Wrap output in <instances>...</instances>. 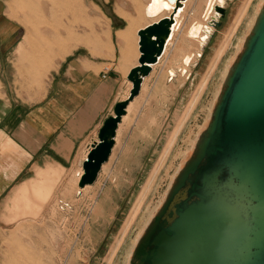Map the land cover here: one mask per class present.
Segmentation results:
<instances>
[{
	"label": "rangeland",
	"instance_id": "obj_1",
	"mask_svg": "<svg viewBox=\"0 0 264 264\" xmlns=\"http://www.w3.org/2000/svg\"><path fill=\"white\" fill-rule=\"evenodd\" d=\"M115 2L126 3L124 15L137 13L126 18L132 26L141 24L148 0ZM262 3L226 0L225 16L220 13V24L203 40L187 32L200 23L205 0H189L160 63L159 82L152 86L148 80L138 102L130 106L97 182L82 190L81 165L47 164L35 181L13 190L0 204V264H128L139 236L207 128L224 71ZM2 4L13 6L9 17L24 21L23 32L41 39L43 56L50 59L82 44L98 54L102 30L95 26L111 18L102 0H2ZM225 37L230 40L222 52ZM182 57L191 58L189 66L184 63L187 69L170 74L177 66L175 59Z\"/></svg>",
	"mask_w": 264,
	"mask_h": 264
},
{
	"label": "water",
	"instance_id": "obj_2",
	"mask_svg": "<svg viewBox=\"0 0 264 264\" xmlns=\"http://www.w3.org/2000/svg\"><path fill=\"white\" fill-rule=\"evenodd\" d=\"M186 2L167 0L171 14L138 32L133 88L90 146L80 188L95 184L110 160L128 106L164 55ZM216 9L225 16L224 6ZM128 264H264V0L222 79L207 128Z\"/></svg>",
	"mask_w": 264,
	"mask_h": 264
},
{
	"label": "crops",
	"instance_id": "obj_3",
	"mask_svg": "<svg viewBox=\"0 0 264 264\" xmlns=\"http://www.w3.org/2000/svg\"><path fill=\"white\" fill-rule=\"evenodd\" d=\"M102 1L111 18L95 26L102 30L96 43L98 54L82 44L70 46L55 59L43 56L41 39L26 36L24 21L8 15L13 6L0 1V204L13 190L35 181L47 164L82 167L105 120L114 115L117 103L129 98L133 84L128 75L140 58L138 32L154 21L143 14L141 24L134 27L126 18L137 13L124 15L126 3L118 6L116 0ZM168 44L128 112L148 80L152 86L159 82L160 63L172 42Z\"/></svg>",
	"mask_w": 264,
	"mask_h": 264
},
{
	"label": "bare ground",
	"instance_id": "obj_4",
	"mask_svg": "<svg viewBox=\"0 0 264 264\" xmlns=\"http://www.w3.org/2000/svg\"><path fill=\"white\" fill-rule=\"evenodd\" d=\"M250 2V1H249ZM225 4H226V0H205V7L203 8V10L201 9V11H200V13H201V15H200V17H201V21H200V23H194L195 25H191L192 26V28H190L189 29V31L187 32V36H190V37H193V38H197V37H200V38H202L203 40L206 38V36H209V35H211L212 34V32H211V30H212V27L214 26V24L218 21V18H219V14H218V12H217V7L218 6H224L225 7ZM244 4V3H243ZM248 4V3H247ZM168 6V3H167V0H148V2H147V4H146V7H145V14L146 15H148V13L150 14V13H152V14H156L157 13V15L156 16H154V17H151V18H153V19H157V18H159L158 20H160L161 18H163V17H165V16H168V15H170L171 14V10L169 11V10H164V7H167ZM248 6V5H247ZM162 10H164V11H162ZM198 10V9H197ZM242 10V9H241ZM162 11V12H161ZM184 11V10H183ZM183 11H182V13L180 14V16H182V17H184L183 16ZM161 12V13H160ZM242 13V12H241ZM165 15V16H164ZM163 16V17H162ZM180 16L178 17V20H179V18H180ZM161 17V18H160ZM199 17V18H200ZM240 17V16H239ZM241 18V17H240ZM240 18H238L239 20H240ZM158 20H156V21H158ZM182 20V19H181ZM238 20V22H240ZM156 21H154V22H156ZM180 22V21H179ZM183 22V21H182ZM196 22V21H195ZM199 22V21H198ZM206 22H208L209 23V25H206ZM181 23V22H180ZM177 25H178V22H177ZM179 26V25H178ZM235 26V25H234ZM237 27V26H236ZM176 28V27H175ZM230 29V28H229ZM175 30H177V29H174V33H175ZM174 36V35H173ZM229 36H230V34H229ZM228 36V37H229ZM226 37H227V35H226ZM225 37V39L223 40V43L221 44V49L219 50V51H224L225 50V48H226V46H227V44H228V42H229V40L230 39H227ZM173 39V38H172ZM171 39V40H172ZM186 41V40H185ZM171 42V41H170ZM169 42V43H170ZM187 42V41H186ZM190 44V43H189ZM168 45H170V44H168ZM191 45V44H190ZM167 48H168V46H167ZM201 51V50H200ZM219 51H217V53H219ZM222 51V52H223ZM196 53V52H195ZM197 53H199V52H197ZM215 56H216V54H215ZM197 57V56H196ZM220 57V56H219ZM176 60V59H175ZM178 60V59H177ZM176 60V62L178 63V61L179 60H182V62L181 61H179V62H181V64L180 65H178V66H175V67H173L172 69L173 70H170V74H172V75H174L175 74V72H174V70L175 71H182V70H186L187 68H186V66H185V64H187L188 66H189V64L191 63V58L190 57H188V58H185V57H182L181 59H179L178 61ZM218 61V60H217ZM175 63V62H174ZM185 63V64H184ZM175 65V64H174ZM227 74H228V67L225 69V71H224V74H223V79L227 76ZM107 164V163H106ZM105 164V165H106ZM82 165H83V162H82ZM104 165V166H105ZM103 166V167H104ZM82 169H83V166H82ZM83 173H84V170H83ZM83 173H82V175H83ZM82 175L80 176V179H81V177H82ZM80 179H79V181H80ZM78 186H79V182H78ZM87 186H91V185H87ZM86 186V187H87ZM80 188V187H79ZM85 188V187H84ZM84 188H80V189H84Z\"/></svg>",
	"mask_w": 264,
	"mask_h": 264
}]
</instances>
